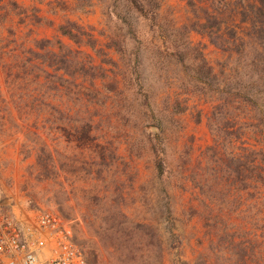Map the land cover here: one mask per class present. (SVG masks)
<instances>
[{
  "label": "rangeland",
  "instance_id": "rangeland-1",
  "mask_svg": "<svg viewBox=\"0 0 264 264\" xmlns=\"http://www.w3.org/2000/svg\"><path fill=\"white\" fill-rule=\"evenodd\" d=\"M152 2L154 19L127 0H0V199L60 214L89 264H264V184L238 172L264 113L227 81L247 57L193 30L187 0Z\"/></svg>",
  "mask_w": 264,
  "mask_h": 264
},
{
  "label": "trees",
  "instance_id": "trees-1",
  "mask_svg": "<svg viewBox=\"0 0 264 264\" xmlns=\"http://www.w3.org/2000/svg\"><path fill=\"white\" fill-rule=\"evenodd\" d=\"M133 9L146 18L154 19L150 15L148 6L153 8L152 0H127ZM196 17L195 28L199 33L207 35L211 42L221 47L231 56L234 53L244 54L247 59L233 76V69L227 68L229 83L239 81L238 85H231L235 88L242 103L247 106L258 107L264 113V0H187ZM221 7H223L222 10ZM159 4L156 3V9ZM155 9V6L154 8ZM229 31V35L224 30ZM250 30L247 33L244 30ZM62 35L67 36L75 42H83L82 37L89 34L81 32L79 26L75 24H63L59 27ZM85 38V39H87ZM36 47L41 51L47 52L50 40H36ZM86 44L92 45L86 40ZM234 45V46H232ZM236 45V46H235ZM33 51V50H32ZM195 59L197 61L196 71L202 75L203 79L215 77L214 68L209 64L204 53L196 50ZM37 55L40 52L33 51ZM239 70V71H238ZM201 79V78H200ZM245 80V82H242ZM201 81H204L201 79ZM262 107V108H260ZM263 117V116H262ZM263 119V118H262ZM264 132L261 134L264 138ZM259 150H252L251 153H243L238 165L240 181L245 183L243 189H247V183L253 178V172L257 171L256 179L260 184H264V144ZM249 149V148H247ZM258 155L259 163L255 159ZM251 156L254 159L251 160ZM155 166L159 175L165 173V163L160 157L156 158ZM260 194L263 189L259 188ZM246 259V258H244ZM89 264V262H88ZM197 264H207L203 259H199Z\"/></svg>",
  "mask_w": 264,
  "mask_h": 264
},
{
  "label": "built area",
  "instance_id": "built-area-1",
  "mask_svg": "<svg viewBox=\"0 0 264 264\" xmlns=\"http://www.w3.org/2000/svg\"><path fill=\"white\" fill-rule=\"evenodd\" d=\"M0 264H88V260L60 214L0 199Z\"/></svg>",
  "mask_w": 264,
  "mask_h": 264
}]
</instances>
